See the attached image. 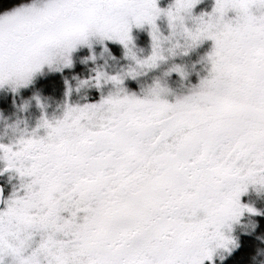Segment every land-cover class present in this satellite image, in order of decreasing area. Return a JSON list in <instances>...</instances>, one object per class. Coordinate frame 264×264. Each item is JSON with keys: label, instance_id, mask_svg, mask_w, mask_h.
Returning <instances> with one entry per match:
<instances>
[{"label": "clouds", "instance_id": "clouds-1", "mask_svg": "<svg viewBox=\"0 0 264 264\" xmlns=\"http://www.w3.org/2000/svg\"><path fill=\"white\" fill-rule=\"evenodd\" d=\"M52 3L53 0H32L33 12L26 18L20 37L23 47L11 58L6 56L0 64V88L16 91L26 87L45 68L56 72L72 66L78 46L91 49L108 40L104 14L76 19L64 12L52 13ZM229 12L234 16L229 17ZM197 17L188 9H179L171 24L168 20L170 34L159 33L155 62H146L153 52L146 59L136 58L140 63L114 75L120 83L111 80L113 76L102 68L97 72L101 81L113 83L114 90L105 97L108 103L77 117L71 140L67 137L58 140L60 145H70L68 160L72 162L49 161L41 166L39 161L34 165L26 160L19 167H35V171L23 175L14 166L20 178L19 198H30V207L27 213H17L3 227L0 264H94L96 249L107 231L105 225L96 222L100 210L122 186L132 185L143 191L165 176L173 179L160 187L155 198L151 209L154 222L166 225L169 239L175 234L176 225L197 226L196 231L186 234L185 251L176 259L194 264L201 252L213 254L234 246L231 226L239 221L244 210L237 206L226 177L235 178L239 188L252 185L264 190V134L252 133L247 124H236L229 110L241 109L249 114L264 110L255 93L243 95L235 77L228 74L220 77L208 54L205 57L206 64L210 65L207 75L198 85L189 88L187 94L177 95L165 80L157 79L143 90L140 98H147L150 103L167 101L170 104L190 96L202 98L194 111L203 117L200 121L203 131L179 124L164 129L162 121L151 117L132 122L134 138L131 141H121L113 131L114 122L123 121L128 114L123 101L129 94L121 87L125 76L139 75L173 56L186 54L201 42L194 40V36L228 39L242 36L249 28L257 35H264V0H234L222 14H212L203 20ZM5 27L18 31L15 25ZM211 41L214 45L215 41ZM131 53L136 57L132 49ZM170 71L187 75L181 65H173ZM218 79L220 84L216 82ZM86 83L82 82V86ZM170 95L174 96V102L167 99ZM221 104L224 111L220 109ZM36 137L48 142L47 131L44 136ZM23 139L21 136L16 144ZM182 146L183 151H178ZM137 148L142 149L139 154H136ZM118 154L132 156L123 171L113 165ZM36 156L42 154L37 152ZM209 182L213 191L210 197H205L204 186ZM133 229L130 226L129 231ZM152 259L142 257L147 264H152Z\"/></svg>", "mask_w": 264, "mask_h": 264}, {"label": "snow or ice", "instance_id": "snow-or-ice-1", "mask_svg": "<svg viewBox=\"0 0 264 264\" xmlns=\"http://www.w3.org/2000/svg\"><path fill=\"white\" fill-rule=\"evenodd\" d=\"M233 2L234 0H215L212 13H202L197 19L203 20L212 14H222ZM197 3L199 0H175L174 4L165 10L157 6V0H53L50 9L52 13L60 11L81 20L93 15L104 14L107 39L118 41L124 45L127 54L133 60H136V57L132 55L129 47L131 26L133 24L137 27H142L144 24L150 25L153 54L146 62L154 63L158 58L159 42L156 20L164 15L171 24L179 9L184 8L191 11ZM32 12L33 6L29 5L0 16V64L3 63L6 56L11 58L18 54L23 47L21 33L26 26V18ZM5 25H15L18 31L8 30ZM193 39H198L201 42L204 39L215 41L212 51L209 53L214 71L219 73L220 77H223L224 74L235 77V82L243 95L255 93L260 102L264 104V35H257L249 28L242 36H230L228 39H216L209 35L194 36ZM237 52H240L241 56L251 57V59H242L237 55ZM136 62L140 63L139 60ZM180 74L183 76L182 73ZM132 77L134 78L135 75L133 74ZM95 79L99 86L101 82L99 73ZM110 79L120 83L115 76ZM216 82L220 84L219 79ZM108 102L106 98H101L98 103H90L82 108L69 107L65 117L57 120L54 125L44 120L40 127L45 128L48 132L47 143L44 140H39L33 133L31 138L21 140L17 144L16 150H13L12 146L0 144V151L3 152L0 159L5 160L7 164L4 170H13L16 166V170L21 175L34 172L35 167L32 169L19 167L26 160L34 165L39 161L41 166L46 165L49 161L72 162L68 160L70 145H60L58 140L65 137L71 140L72 135L75 134L74 121L77 117L95 111L97 107ZM123 103L128 109L127 118L123 121H115L113 128L115 136L121 141H131L134 138L132 122L140 117L158 119L163 122L164 129L179 124L189 125L196 128L197 131H203L200 128V121L203 117L194 111L195 107L202 103L200 97L190 96L183 101L170 104L167 101L150 103L147 98L140 99L132 94L127 95ZM219 106L221 111H224V106L222 104ZM229 111L236 124H247L252 133L264 134V110L250 114L241 109ZM168 117L173 119L168 120ZM186 143H190V141ZM183 147L178 151L182 152ZM18 149H22V151ZM140 151L142 149L137 148L136 154H139ZM37 152L42 156L37 157ZM131 158V155L119 157L118 154V158L113 160V165L123 171L128 167V160ZM172 179L167 176L161 177L158 182L150 183L143 191H138L132 185L120 188L116 196L110 199L96 217V222L105 225L107 231L103 234L102 243L96 249L94 264H147V261L142 260L143 256L153 257L152 264H187L176 257L185 251V241L188 238L186 234L196 231L197 226L195 224L176 225L175 234L169 239L166 225L162 222L155 223L151 215V209L160 187L170 184ZM100 182L102 183V179ZM54 183L55 174L52 179V184ZM226 183L232 190L237 206L241 210H245L246 206L240 203V197L247 188H239L238 182L232 177H226ZM212 191L211 183H206L204 186L205 197H210ZM6 205V208L0 211V233L8 220L16 216L17 213H27L30 207V198L25 197L21 200L19 194L14 193ZM247 211L253 212L254 210L247 208ZM25 219H27L26 216ZM130 226H134L133 231H129ZM157 241L159 242L158 246L152 247ZM211 258V252H201L194 264H204L205 260H211Z\"/></svg>", "mask_w": 264, "mask_h": 264}, {"label": "rangeland", "instance_id": "rangeland-1", "mask_svg": "<svg viewBox=\"0 0 264 264\" xmlns=\"http://www.w3.org/2000/svg\"><path fill=\"white\" fill-rule=\"evenodd\" d=\"M174 2L175 0H157V6L167 10ZM31 4L32 2L20 7ZM214 6L215 0H199V3L191 10L192 15L200 16L202 13H211ZM15 9L4 12L0 16ZM228 15L231 17L234 16V13L229 12ZM156 25L162 36L170 34L171 29L166 16L161 15L156 20ZM189 26H191L190 21ZM130 36L131 43L129 47L136 54L137 59L143 60L152 54L153 39L150 25L144 24L142 27H137L133 24ZM121 45L118 41L105 40L103 45L95 44L91 49L87 46H78L73 53L72 66L56 72H49L45 68L43 74H37L29 85L33 84L40 75L45 74L44 77H50L38 84L41 92L48 91L50 93L53 89L52 84H57L56 91L53 89V102L43 98L35 88L29 89V92L27 88L29 85L21 88L19 92L11 94L12 97L6 90H1L0 105L4 104L7 110L0 108V137L6 138L9 135L13 139H19L21 136L24 137V134H32L34 131L37 136H44L43 133L47 130L40 127L44 120L54 125L57 120L63 118L68 107L98 103L101 98L107 97L114 90V85L111 81H101L97 86L95 79L97 72L102 68L109 76H114L128 71L131 66L136 64V61L127 54L124 45H122L123 47ZM110 46L117 47L118 51L116 53L118 54L109 52L111 50ZM212 47L213 42L211 40L199 42L186 54L181 53L173 56L158 64L155 68L146 69L134 78L125 76L121 87L127 94H135L137 97L143 98V90L146 87L153 84L157 79H163L177 95L187 94L189 88L198 85L200 79L207 75L210 65L206 64L205 57L211 52ZM105 48H107V51L104 50ZM173 65L183 66L187 75L181 76L178 72L170 71ZM165 73H167L166 76ZM56 76L60 77L55 78ZM82 82L87 83L82 86ZM8 97L13 99L14 103H9L6 99ZM167 99L174 102V96L170 95ZM56 100L59 101L55 102ZM5 110L6 114L2 115ZM2 162L4 161L0 159V164ZM4 182L6 200L4 199L5 206L0 211L6 208V202L12 198L14 193L22 194L19 177L5 178ZM240 203L246 207L239 221L231 226L230 235L234 241V246L217 250L212 254L211 260H205V264H222L238 248L240 236H250L256 228L257 219L262 218L264 220V190H258L256 186L249 185L246 191L241 194ZM247 208H252L254 211L249 212ZM260 261L261 264H264V255Z\"/></svg>", "mask_w": 264, "mask_h": 264}, {"label": "trees", "instance_id": "trees-1", "mask_svg": "<svg viewBox=\"0 0 264 264\" xmlns=\"http://www.w3.org/2000/svg\"><path fill=\"white\" fill-rule=\"evenodd\" d=\"M31 2L32 0H0V15ZM52 85L56 91L57 84ZM52 92L47 95V99L53 102L54 92ZM57 101L59 100L55 102ZM257 220L254 232L250 236H240L238 248L222 264H261L260 260L263 259L264 255V220L262 218Z\"/></svg>", "mask_w": 264, "mask_h": 264}, {"label": "flooded vegetation", "instance_id": "flooded-vegetation-1", "mask_svg": "<svg viewBox=\"0 0 264 264\" xmlns=\"http://www.w3.org/2000/svg\"><path fill=\"white\" fill-rule=\"evenodd\" d=\"M118 45V44H117ZM122 46V45H121ZM123 47V46H122ZM110 48H111V50L109 51V52H111V53H113V54H118V53H116L117 51H118V48L117 47H115V46H110ZM45 76V74L44 75H40L37 79H36V81L33 83V84H31V85H29L27 88H28V91H29V89H34L35 88V90H37L38 92H39V94L43 97V98H47V96H45V95H48L49 94V92L48 91H43V92H41L40 91V89H39V85L38 84H41L42 82H44V80H46V79H49L50 77H44ZM60 76H56L55 78H59ZM35 78V77H34ZM21 89V88H20ZM20 89L19 90H16V91H13L12 89H10V88H8V87H3V88H0V91L1 90H6V92L7 93H9L10 95L11 94H13V93H15V92H19L20 91ZM30 92V91H29ZM7 95V94H6ZM11 97H12V95H11ZM8 101H9V103H14L13 102V99H10L9 97L8 98H6ZM6 100V101H7ZM9 107V106H8ZM7 107V108H8ZM0 108L1 109H6V107L4 106V104H1L0 105ZM7 110V109H6ZM6 110H5V112L2 114V115H4V114H6ZM2 132L4 133V131L2 130ZM43 134H46V132H44ZM43 134H41V135H43ZM25 136H24V138H29L30 136H31V134H24ZM4 136H5V133H4ZM38 136H40V135H38ZM18 139H13L11 136H6V138L5 137H0V143H2L3 145H10V146H12L13 147V150H16V148H17V144H16V141H17ZM0 156L2 157L3 156V152L2 151H0ZM3 160V159H2ZM4 162H2L1 164H0V184H1V186H2V188H3V192H4V196L2 197L3 198V204L4 205H2V207L4 208V206H5V202H4V199L6 200V195H5V182H4V179L5 178H9V177H19V175H18V173H16L14 170H8V171H5L4 169L6 168V166H7V164H6V161L5 160H3ZM2 209V208H1ZM205 264V263H204Z\"/></svg>", "mask_w": 264, "mask_h": 264}, {"label": "water", "instance_id": "water-1", "mask_svg": "<svg viewBox=\"0 0 264 264\" xmlns=\"http://www.w3.org/2000/svg\"><path fill=\"white\" fill-rule=\"evenodd\" d=\"M3 189H2V186L0 185V208L2 207V203H3Z\"/></svg>", "mask_w": 264, "mask_h": 264}]
</instances>
